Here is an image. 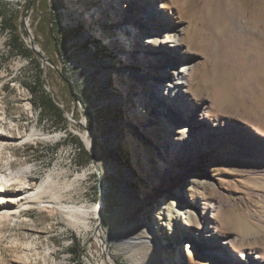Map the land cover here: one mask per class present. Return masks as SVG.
<instances>
[{
    "label": "rangeland",
    "instance_id": "374dc122",
    "mask_svg": "<svg viewBox=\"0 0 264 264\" xmlns=\"http://www.w3.org/2000/svg\"><path fill=\"white\" fill-rule=\"evenodd\" d=\"M102 3L0 0V174L31 167L20 177L28 187L35 189L50 177L65 187V205L88 210L87 226L50 208H30L1 223L0 264H178L180 251L170 248L176 240L200 250L199 238L209 239L202 234L201 214H184L187 202L203 207L212 199L222 202L217 217L209 214L219 232L243 240L236 252L264 253V0H136L128 10H122L126 0H119L117 16ZM154 12L173 30L183 28V51L196 61L191 93L207 104L210 118L225 126L217 143L195 155L202 159L204 183L176 184L174 192L167 186L173 177L162 178L168 158L150 126L165 115L174 129L182 128L184 119L165 109L160 114L159 92L144 87L149 80L142 69L154 68L157 77L168 70H160L156 60L143 67L147 53L138 51V46L154 51L167 40L155 34ZM5 15L18 26L32 59L13 51V34L2 27ZM56 20L78 36L55 40ZM39 69L45 89L65 112L66 129L42 119L33 91ZM164 129L161 135L171 137ZM84 135L95 142L96 165L92 156L84 164L71 139L80 140L91 155ZM20 186L14 182L5 188L9 194ZM164 197L168 203L162 205ZM146 223L160 245L147 248L144 258L137 239ZM115 233L124 238L106 241ZM182 260L188 264L186 255Z\"/></svg>",
    "mask_w": 264,
    "mask_h": 264
},
{
    "label": "bare ground",
    "instance_id": "6f19581e",
    "mask_svg": "<svg viewBox=\"0 0 264 264\" xmlns=\"http://www.w3.org/2000/svg\"><path fill=\"white\" fill-rule=\"evenodd\" d=\"M135 1L136 0H126L127 4L122 7V10L133 8L134 5L137 4ZM102 2L104 8L115 12V16H117L119 0H102ZM164 8L165 6L162 5V9ZM98 14L101 15L100 12ZM127 14L128 12L126 15ZM126 15H124V17H126ZM151 18H155L154 20L158 24L155 27L158 28L155 34H158V36L164 35L167 40H164L158 47H155L154 51H149L146 47L143 49V47L138 46V51L141 50L147 53L146 57L142 59L143 64L141 65L144 67L145 64L148 65L156 60L159 64L161 63V65H159L161 67L160 70H168V73L165 77L164 75H158L157 77V74H153L154 68H150V70L142 69L144 70L146 81L147 79L149 80V82H145L144 87H150L159 92L158 99L162 103L160 109L161 115H163L162 109H165L176 114L180 119H184L182 128L174 129V121L171 118H167L165 115H163V117L160 115L162 121L153 122L150 126L152 135L157 137V145L162 149V152L165 154L164 156L168 158L166 162L162 164V168L165 171L162 178L167 180V178L173 177L172 181H167V186L171 192H174V190L177 189L176 184L183 188L185 186L204 183V177L201 174L202 168L199 167V163H202V159L195 160V155H197V153L199 155L203 149H206L213 143H217L224 134L225 126L224 122L220 119L214 120L210 118L207 104L194 98L191 93L192 80L196 70V61L195 58L187 55L183 51L184 44L182 40L179 39L184 32L183 28L176 27L173 30L171 24L162 22L156 12L151 14ZM121 20H124V23L132 24L130 22L131 20L127 21V18ZM119 32L120 35L126 34L123 28H120ZM173 32L175 33L174 36ZM177 52H180L179 56L174 57ZM155 56L157 57L155 58ZM124 57H128V52L124 53ZM149 57L153 58L150 59ZM176 60H178L177 65L174 64ZM139 84L142 83L140 82ZM187 110L190 113L188 117H185L184 113ZM164 128L172 131L171 137L168 136L169 133H167L168 135H161ZM37 135L44 140L58 138V135ZM84 139L88 148L91 149L93 142L89 139L88 135H84ZM173 149H175L176 152L174 156L170 158L169 151H173ZM30 171L31 167H26L15 174L8 172V174H0V224L9 222L11 219L18 216L21 211L30 208H50L53 212H58L62 216H66L69 220L73 219L76 224L87 226L86 216L88 210L86 206L65 205L63 203L65 194V190L63 189L65 187L61 189L62 187H59L58 183L54 182L50 177L39 184L35 189L28 187L27 181L21 180L20 177L30 173ZM14 182H19L21 186L20 188L10 190L8 194L5 186L13 184ZM47 195L51 196L50 201L44 200ZM161 203L162 205L167 204L168 198L164 197ZM202 204L203 207L198 206L193 201H188V206L184 214L191 215L195 212L200 213L203 223L201 228L203 230L202 234L209 239L203 242V240L199 238V244L197 245L200 246V250L199 248L190 249L188 242L186 243L184 240H176L174 245H171L170 248L178 252L180 251V257L177 261L178 264H184L182 257L185 255L187 256L188 264H264V253L252 252L251 249L250 251L243 250L242 252H236V246L241 244L243 240L238 236L222 234L221 231L219 232L218 230L217 221H211L209 214L217 217L222 210V202L219 199L207 200ZM95 208L96 211L99 212L100 206ZM185 218L186 217H184V219ZM97 234L101 236L100 232ZM123 238L124 236L119 233L105 237L108 242ZM211 238L212 241H209ZM137 240L142 248L140 254L144 258L149 256V253L146 251L147 248L157 249L160 245L159 238L149 228L148 223H146L143 236L139 237ZM207 242L210 243L208 246L206 245ZM184 243L186 244L184 245ZM167 244H169V242H167ZM183 245L184 250H182ZM211 253L217 254L220 257H212ZM139 259L142 260L141 257L137 260ZM157 262V260H153L149 264H157Z\"/></svg>",
    "mask_w": 264,
    "mask_h": 264
},
{
    "label": "trees",
    "instance_id": "16d2710c",
    "mask_svg": "<svg viewBox=\"0 0 264 264\" xmlns=\"http://www.w3.org/2000/svg\"><path fill=\"white\" fill-rule=\"evenodd\" d=\"M19 12H17L18 15ZM3 29H7L13 35L10 39V45L13 48V51L19 53L20 55L32 59L34 54L33 52L24 44L18 34V26L12 23V20L5 15V23L2 25ZM51 33L54 35V39L59 38L67 41H71L74 36H78L77 31H71L63 28L58 20L54 21L52 24ZM95 43H97L95 41ZM66 48L61 50V53H64ZM66 57H69V54H66ZM42 70L39 69V72L36 74L35 78V87L33 90L37 95V106L40 107L42 119H47L52 122V124H56L61 127V129L67 128V117L65 116V112L63 109L59 107L56 103L54 97L48 93L45 89V83L42 78ZM73 139L75 145L79 148V156L84 159V164L89 163L91 161V155L84 148L82 142L76 138Z\"/></svg>",
    "mask_w": 264,
    "mask_h": 264
},
{
    "label": "water",
    "instance_id": "95a60500",
    "mask_svg": "<svg viewBox=\"0 0 264 264\" xmlns=\"http://www.w3.org/2000/svg\"><path fill=\"white\" fill-rule=\"evenodd\" d=\"M32 46H34V44L32 43ZM33 50H35L45 61H48L45 57H44V55H43V53L41 52V51H39V50H37V49H35V48H33ZM90 150V153H91V156H92V160H93V163L96 165V158H95V142H93V144H92V148L91 149H89Z\"/></svg>",
    "mask_w": 264,
    "mask_h": 264
}]
</instances>
